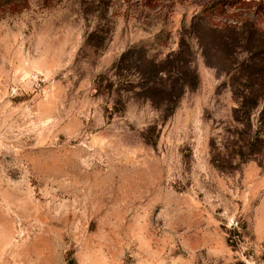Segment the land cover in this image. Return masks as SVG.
Instances as JSON below:
<instances>
[{
    "label": "rangeland",
    "instance_id": "obj_1",
    "mask_svg": "<svg viewBox=\"0 0 264 264\" xmlns=\"http://www.w3.org/2000/svg\"><path fill=\"white\" fill-rule=\"evenodd\" d=\"M250 74L264 0H0V264H264Z\"/></svg>",
    "mask_w": 264,
    "mask_h": 264
},
{
    "label": "trees",
    "instance_id": "obj_2",
    "mask_svg": "<svg viewBox=\"0 0 264 264\" xmlns=\"http://www.w3.org/2000/svg\"><path fill=\"white\" fill-rule=\"evenodd\" d=\"M132 53H133L132 51H129L128 54L127 53L124 54L120 62L122 64L125 63L126 60L128 59V56L132 55ZM147 57L148 55L147 54L144 55L143 53L142 56L139 57V60L140 59L143 60L147 65L149 64L152 65V62L150 61L148 62V60H146ZM162 71L164 70H161L158 68L153 69V67L151 66L150 76L152 80H154V78L158 76V73ZM258 75L250 74V75L241 76V78L246 84L245 88L242 90L240 88L236 89L234 87L235 95L236 97L239 98V101H240V106L236 108L234 117L236 121H238L239 123L250 124L252 122V113H253L254 108L258 107L259 104L264 101V82H263L264 79L263 80L261 79V77H263L264 75L263 74L259 76ZM238 78L239 76H237L235 80ZM182 79H183V83L180 85V90H179V92L181 91V93H183V91L185 90L187 86L195 88L198 84V76L196 73L184 75V78ZM234 82L237 83V81H234ZM142 88L144 90L143 92L144 96L148 97L149 99L150 98L152 99L154 97L149 91L152 92V89H154L155 87L149 90H147V88L144 86ZM165 94H166L167 100L172 101V99L174 98V93L170 89L169 90L166 89ZM174 110H175V107L171 106L170 103H166L163 106V111L166 113L165 119L171 116ZM257 142H258V138L255 137V139H253V141L249 143V145L252 146V148H255L257 146ZM250 150L254 152V150L256 149L250 148ZM240 155L243 156L245 155V153H240Z\"/></svg>",
    "mask_w": 264,
    "mask_h": 264
}]
</instances>
